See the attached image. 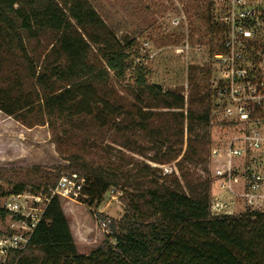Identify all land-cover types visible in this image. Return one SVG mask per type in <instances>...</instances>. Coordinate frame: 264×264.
Listing matches in <instances>:
<instances>
[{
  "label": "trees",
  "instance_id": "1",
  "mask_svg": "<svg viewBox=\"0 0 264 264\" xmlns=\"http://www.w3.org/2000/svg\"><path fill=\"white\" fill-rule=\"evenodd\" d=\"M44 39L41 51L32 48ZM93 49L103 66L89 62ZM130 68L125 46L88 0H0V112L27 129L47 125L68 162L33 168L37 181L7 178L6 195L47 191L68 171L85 180L79 203L98 208L111 188L124 201L118 222L95 214L114 246L79 255L52 197L28 246L11 251L4 264H264V214L209 213V180L197 173L207 172L208 95L197 94L184 110L180 92L148 84L140 70L127 102L111 82ZM105 137L155 165L175 162L179 176L145 162L125 169L122 158L111 159L110 146H101ZM68 141L76 151L67 150ZM90 151L101 153L96 167L82 157Z\"/></svg>",
  "mask_w": 264,
  "mask_h": 264
},
{
  "label": "rangeland",
  "instance_id": "2",
  "mask_svg": "<svg viewBox=\"0 0 264 264\" xmlns=\"http://www.w3.org/2000/svg\"><path fill=\"white\" fill-rule=\"evenodd\" d=\"M224 1L88 0L116 39L125 46L128 54L131 68L125 72L122 81L117 82L112 79L111 82L116 94L127 102H133L130 89H135L136 78L141 70L148 84L160 86L163 91L180 92L185 99L184 110L192 102L191 100H195L197 94L208 95L209 83L220 72L219 66L210 55L221 52L220 44L224 32L216 23V19L224 9ZM47 44L48 40L44 39L38 46L33 43L32 48L35 47L39 52ZM89 62L99 67L104 65L95 49L90 54ZM208 108L211 121L206 157L207 172L197 171V173L209 180V213L213 217L246 215L249 211L240 197V183L228 187L225 181H216L210 171L211 150L215 147L228 146L231 140L238 136V129L219 123L216 119V110L210 108L209 101ZM18 124L20 123L17 122L14 127L11 123L0 126V155L10 159H21L9 163L7 168H0V200L11 189V185L6 181L7 178L14 181L27 177L37 181L33 168L51 171L53 167L68 165V162L56 153L47 125L35 126L28 129L33 131L18 132L17 135L21 125ZM101 146L103 148L110 146L108 151L111 153V159L117 162V158H122L128 165L125 169H130L137 162H145L150 167L160 168L163 174L174 171L179 176L175 162L155 165L145 158L113 145L107 137L102 140ZM66 148L70 152L77 150L76 144L71 141H68ZM100 154L98 151L97 153L90 151L82 157L86 163L96 167ZM241 165V160L236 161V166ZM62 173L68 174V171ZM122 198L118 188H111L104 195L103 202L98 208H89L79 203L77 199L58 197L70 224L71 234L73 232L72 236L79 255H88L103 244L114 246V240L109 238V229L107 226H101L95 214L100 213L106 220L118 222L124 214ZM9 225L8 217H0V237L8 233ZM2 262L0 260V264H3Z\"/></svg>",
  "mask_w": 264,
  "mask_h": 264
},
{
  "label": "built area",
  "instance_id": "3",
  "mask_svg": "<svg viewBox=\"0 0 264 264\" xmlns=\"http://www.w3.org/2000/svg\"><path fill=\"white\" fill-rule=\"evenodd\" d=\"M223 8L216 19L224 32L221 52L210 55L220 72L209 83L208 101L217 121L239 134L228 146L211 150L210 171L228 187L240 183L249 213L264 214V0H225ZM84 186V178L62 173L47 191L2 197L0 217L10 220L8 233L0 237L2 263L11 251L28 246L52 197L77 199Z\"/></svg>",
  "mask_w": 264,
  "mask_h": 264
},
{
  "label": "crops",
  "instance_id": "4",
  "mask_svg": "<svg viewBox=\"0 0 264 264\" xmlns=\"http://www.w3.org/2000/svg\"><path fill=\"white\" fill-rule=\"evenodd\" d=\"M6 123H11L12 125H13V127H14V125H17V122L15 121V120H13L12 118H10V117H7V116H5L3 113H1L0 112V126H4V124H6ZM18 125H20V124H18ZM16 129V128H15ZM25 128H23V126H21L20 125V129L18 128V130H17V135H18V132H20V133H24V131H26V132H31V131H33V129L32 130H28V129H26V130H24ZM0 131H1V129H0ZM20 136H22V134L20 135ZM17 138V137H16ZM17 161H21V159L20 160H17V159H15V158H12V159H10V158H6V157H4L3 155H0V168H7L8 166V164L9 163H15V162H17ZM64 213V212H63ZM66 217V216H65ZM66 219H67V217H66ZM67 221H68V219H67ZM69 224V223H68ZM69 227H70V224H69ZM70 230H71V227H70ZM72 234H73V232H72ZM74 237V236H73Z\"/></svg>",
  "mask_w": 264,
  "mask_h": 264
}]
</instances>
